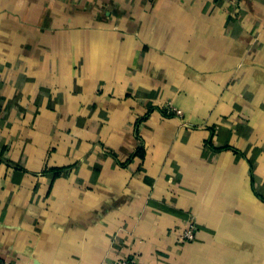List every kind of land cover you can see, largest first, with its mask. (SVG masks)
<instances>
[{"label": "crops", "instance_id": "1", "mask_svg": "<svg viewBox=\"0 0 264 264\" xmlns=\"http://www.w3.org/2000/svg\"><path fill=\"white\" fill-rule=\"evenodd\" d=\"M121 259L264 264V0H0V264Z\"/></svg>", "mask_w": 264, "mask_h": 264}, {"label": "built area", "instance_id": "2", "mask_svg": "<svg viewBox=\"0 0 264 264\" xmlns=\"http://www.w3.org/2000/svg\"><path fill=\"white\" fill-rule=\"evenodd\" d=\"M169 112L179 117H182L183 115L182 111H180L179 109L171 108ZM195 239H196L195 228L193 225H190L188 229H186L182 234L181 243H189L194 241ZM115 264H139V263H137L135 259H131V260L121 259L116 261Z\"/></svg>", "mask_w": 264, "mask_h": 264}]
</instances>
